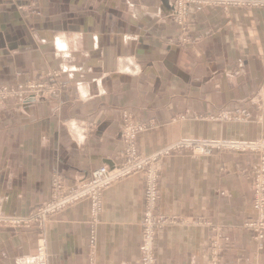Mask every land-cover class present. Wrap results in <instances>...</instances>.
Returning a JSON list of instances; mask_svg holds the SVG:
<instances>
[{
    "label": "crops",
    "instance_id": "obj_1",
    "mask_svg": "<svg viewBox=\"0 0 264 264\" xmlns=\"http://www.w3.org/2000/svg\"><path fill=\"white\" fill-rule=\"evenodd\" d=\"M173 1L0 0V85L53 70L68 84L60 100L0 108V216L31 217L55 178L67 192L121 162L125 113L146 125L142 157L264 140V6L195 7L183 27ZM207 147L158 160L156 264H209L214 240L221 264H264L246 227L259 157ZM144 191L133 175L103 192L96 218L88 200L56 214L47 262L141 264ZM36 233L0 228V264H37Z\"/></svg>",
    "mask_w": 264,
    "mask_h": 264
},
{
    "label": "rangeland",
    "instance_id": "obj_2",
    "mask_svg": "<svg viewBox=\"0 0 264 264\" xmlns=\"http://www.w3.org/2000/svg\"><path fill=\"white\" fill-rule=\"evenodd\" d=\"M242 1V0H239ZM255 3H257V5H264V1L262 0H257ZM195 7H222L225 9H229V8H259V7H263V6H258V7H247L246 5H237L233 0H174L173 1V9L175 11V19L178 21V23L181 26H185L189 24V14L191 9L195 8ZM226 12V11H225ZM67 83L65 81L62 80V74L60 71L57 70H53L50 71L49 73H47V75H45V77L42 76V79H37V80H32V81H27L24 83H12V84H3L0 85V108L4 107L5 104L7 102H14V103H28V102H46V101H55V100H60L62 94L64 93L65 88L67 87ZM233 117L230 116L229 114H226V118H230ZM146 125H144L141 122H138L135 120V118L131 115V114H124L123 120H122V129H121V133H122V140H123V151H122V157L123 160H121V162H119L116 166H101L100 168L95 169L92 174L91 177L88 181L80 184L76 189H73L71 191H64V184L63 181L59 178H55L54 182L52 183V188H51V192L52 195L54 194H64V195H71V193L77 191V190H81V187L83 185H86V183H89L90 181H92V177L94 175L95 172H97L98 170H103L105 169L106 173L109 175L108 179L111 178H115V177H110L112 175V173L114 171H116L118 168L117 166H120L121 163L124 161V157H129L130 154H132V152H136V157H138L141 160H144L146 158L149 157H142L137 149V138L138 136L143 133L146 130ZM198 142V145L200 144V141H196ZM233 143V142H231ZM196 147V146H195ZM201 147V146H199ZM207 148H217V149H222V150H228L227 148H218L217 146H214L213 144H208ZM204 152H207V150H205ZM243 152V151H241ZM255 154H257V156L259 157V164L262 161V158L264 157V151L263 153L260 155L257 152H253ZM128 162H126L127 164ZM259 167V165H258ZM145 172V171H144ZM137 174H141L144 178L145 181V191H146V176L145 174L142 173H137ZM137 174H132L126 177H122L120 179H116L112 182L111 186L114 185L116 182L122 181L124 179H127L133 175H137ZM256 182H257V178H254V190H253V208L255 211V218L253 219V221L249 224H247V228L250 230L253 238L258 241V242H264V219L262 222L261 219V210H258L256 205H257V197L258 194L256 193ZM105 183V182H104ZM97 186V184H96ZM108 189V188H107ZM145 191H144V198H145ZM102 198V197H101ZM82 200H88L91 202V200L86 199V198H82L79 199L77 201H74L73 203L70 204V206L78 203L79 201ZM102 200V199H101ZM49 202V201H48ZM47 203V202H46ZM45 204V203H44ZM43 204V205H44ZM92 204V202H91ZM68 206V207H70ZM256 207V208H255ZM66 209V208H65ZM145 209H146V205H145ZM92 210H93V217L96 218L97 216H99L98 214L101 212V203L100 201L98 202V204L95 206V203L93 202L92 204ZM35 211V210H34ZM63 211V210H62ZM155 212H152V217L155 219L154 215L157 214ZM59 213V212H58ZM57 213V214H58ZM147 211L145 210L144 213V220L142 222V247H141V264H146L147 263V258L145 256V249L147 248L148 244L152 246V250H153V257H154V262L153 264H156L157 260H156V238L153 239H149L150 237V233H149V228H152L154 230V235L155 237L157 236V232L160 231L161 228H163L165 225H167V219L164 217H159V220H162L165 222L164 226H161V228H159V223H157L156 221L151 220L149 225L146 222V215ZM56 215V214H55ZM55 215H51V216H40L39 219H32V217L25 216L24 219H16V220H20V221H24L25 224L24 225H15L14 228H21L22 226L27 228V229H35L36 233V237H37V253H36V258H37V264H44L42 262L43 257L40 253V249H44L45 248V243H42L38 241V237L40 235V233H43L42 231L45 230L47 224L50 222V220L55 216ZM157 216V215H155ZM4 219H6V217L4 218L3 216H0V228H6L9 226V223H5ZM257 221H261L260 224H256L255 222ZM95 234V232H94ZM153 241V242H150ZM150 242V243H149ZM220 244L218 242H216L215 240L212 241L210 243V262L209 264H221L220 263V259H218V252L221 250V247L219 246ZM46 251V250H45ZM49 264V261H48Z\"/></svg>",
    "mask_w": 264,
    "mask_h": 264
},
{
    "label": "built area",
    "instance_id": "obj_3",
    "mask_svg": "<svg viewBox=\"0 0 264 264\" xmlns=\"http://www.w3.org/2000/svg\"><path fill=\"white\" fill-rule=\"evenodd\" d=\"M237 5H246L247 7H258V6H264V5H255V2L257 0H233ZM264 1V0H262ZM208 144H213L214 146H217L218 148H227L231 150H235L238 152H257L258 154H262L264 151V140L255 141V142H238V143H231V142H224V143H215V142H200L198 145V142L193 140H183L176 144L175 146L165 150V152L158 154L156 157H149L144 160L139 159L136 157V152H132L129 157H124V161L121 163L120 166H117V170L112 173V175L115 176V178L108 179L109 175L106 173L105 169L98 170L94 173L92 177V181L89 183H86V185H83L81 187V190H77L71 195H64V194H54L52 195V199L45 203L44 205L40 206L35 214H33L32 219H39L40 216H51L55 215L58 212H61L68 206H70L71 203L74 201H77L82 198H86L91 200L92 204L95 203V206L100 201L101 203V197L103 195V192L109 188L112 184V182L116 179H120L122 177H126L132 174L137 173H144L146 176V191H145V205H146V222L150 223L151 220L154 218L152 217V212H155L157 209V204L159 200V171L157 170V164L158 160L162 157L167 155L170 151H180L185 149H191L193 151H203V146H206ZM196 146V147H195ZM201 146V147H199ZM126 162H128L126 164ZM145 171V172H144ZM255 178H257L256 182V193L258 194L257 197V209L261 210V219L263 222L264 219V157L262 158V161L259 164L258 170L255 174ZM105 183H100L101 181H106ZM97 184V186H96ZM255 207V208H256ZM156 215V214H155ZM154 221L159 223V228L161 226H164L165 222L162 220H159L158 216H155ZM5 223H9V225L6 226H12L15 225H24V221L16 220V219H4ZM256 224H260L261 221L255 222ZM150 237L149 239L155 238L154 230L152 228H149ZM39 242H43L42 239V233H40L38 237ZM153 242V241H150ZM149 242V243H150ZM40 253L43 257L42 262L44 264H48L47 262V254L44 249H40ZM145 256L147 258L146 264H153L154 257H153V250L152 246L148 244L147 248L145 249Z\"/></svg>",
    "mask_w": 264,
    "mask_h": 264
},
{
    "label": "bare ground",
    "instance_id": "obj_4",
    "mask_svg": "<svg viewBox=\"0 0 264 264\" xmlns=\"http://www.w3.org/2000/svg\"><path fill=\"white\" fill-rule=\"evenodd\" d=\"M255 5H257V3H255ZM60 41V40H59ZM64 45V44H63ZM110 177H115L114 175H111ZM112 179V178H111ZM104 182H107V180L106 181H101L100 183H104Z\"/></svg>",
    "mask_w": 264,
    "mask_h": 264
}]
</instances>
